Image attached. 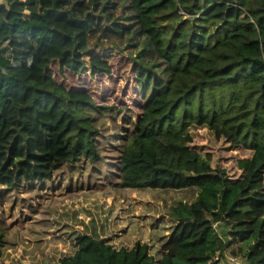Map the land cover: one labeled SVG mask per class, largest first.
<instances>
[{
    "label": "trees",
    "instance_id": "16d2710c",
    "mask_svg": "<svg viewBox=\"0 0 264 264\" xmlns=\"http://www.w3.org/2000/svg\"><path fill=\"white\" fill-rule=\"evenodd\" d=\"M247 2L0 0V264L3 216L101 175L161 208L142 225L63 229L56 257L33 264H264V26ZM115 53L133 65L136 109L51 68L99 78Z\"/></svg>",
    "mask_w": 264,
    "mask_h": 264
},
{
    "label": "rangeland",
    "instance_id": "374dc122",
    "mask_svg": "<svg viewBox=\"0 0 264 264\" xmlns=\"http://www.w3.org/2000/svg\"><path fill=\"white\" fill-rule=\"evenodd\" d=\"M247 10L264 26V0H248ZM111 66V73L100 75L99 78L87 74L75 75L69 71L60 72L57 63L52 64L51 68L60 83L68 88H86L88 95L98 102L116 104L122 109H136L131 61L115 53ZM104 129L108 133L111 125L108 124ZM99 178L94 180L92 189L50 197V201L46 200L34 207L33 212L22 209L19 215L15 213L11 218L3 216L2 219L7 220L8 235L2 264H33L32 258L44 262L41 252L50 259L55 258V247H61L63 236L60 233L63 229L72 227L83 234L85 226L91 230L92 223L98 224L101 220L106 226L112 224L115 218L118 227H123L125 216L142 225L153 214L152 206L161 208V202L156 204L153 192L118 189L115 184L102 180V175ZM183 205L182 215L187 217L189 207L187 203ZM5 211L6 214L9 212L8 207H5ZM225 253L228 261H236L230 256V247Z\"/></svg>",
    "mask_w": 264,
    "mask_h": 264
}]
</instances>
